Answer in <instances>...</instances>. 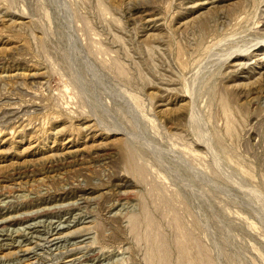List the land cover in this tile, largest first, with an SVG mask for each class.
Masks as SVG:
<instances>
[{"label": "rangeland", "instance_id": "obj_1", "mask_svg": "<svg viewBox=\"0 0 264 264\" xmlns=\"http://www.w3.org/2000/svg\"><path fill=\"white\" fill-rule=\"evenodd\" d=\"M184 144L202 246L264 264V0H0V264H212Z\"/></svg>", "mask_w": 264, "mask_h": 264}, {"label": "bare ground", "instance_id": "obj_2", "mask_svg": "<svg viewBox=\"0 0 264 264\" xmlns=\"http://www.w3.org/2000/svg\"><path fill=\"white\" fill-rule=\"evenodd\" d=\"M66 1V0H65ZM69 4V3H68ZM81 15V14H80ZM68 17V16H67ZM83 17V16H82ZM33 36V35H32ZM251 48V47H250ZM249 49V48H248ZM247 50V49H246ZM118 64V63H116ZM126 103L128 104L129 108L134 110L133 107L131 106L130 103H128L126 101ZM195 103V102H194ZM194 105V104H193ZM192 105V112L194 113V116H197L196 115V111H195V108L194 106ZM197 107V106H195ZM198 110V109H197ZM98 123V122H97ZM101 125V124H100ZM199 140V139H197ZM189 143V142H188ZM193 144V142H191ZM187 144V142L185 143ZM184 144V145H185ZM191 144V145H192ZM196 145V144H195ZM184 154L181 155V158L183 159L184 163H185V166L190 170V172L193 174L194 178L195 179H192V182L189 181V177H187V183L185 184L186 186V189H184L182 192H180L179 190H177V188L174 186L173 188H170L169 185L165 186V183H164V179H161L160 180H163L162 182V185L165 186L164 190H165V196L168 198V199H178L182 202L183 206L185 207V210L187 212V220H185V224H183L184 222H182V235H181V239H182V242L184 245H186V252H189L191 253L193 251V253H191L190 255L191 256H198L200 261L203 260L205 257H208V259L211 261L212 264H216L215 262L217 260H215L214 258H211L209 256V254L213 251L215 253V255H217L219 252H216L212 249H210L208 246L204 245L202 246L203 244H205V240L202 244V239L200 240V234H201V231H203L205 227L206 231L208 232H205V236L209 238V240L211 239H214L213 236H214V229H210V227H212L211 225H208V223H213L215 222V220H218V216L216 214V212H212L210 213V215L208 214H205L204 211L202 210V205H203V202L205 201H202V199L204 198V191L202 188H200V180L199 178L201 176H203V172H202V169H199L198 167H196V165H193V162L195 164H198L199 160H200V155L197 153V151L192 148L191 146H187L185 145V150L182 151ZM190 157H191V162L190 163ZM164 178V177H163ZM169 178V177H168ZM167 180V179H166ZM196 180V181H195ZM169 180H167L166 183H168ZM171 182V181H170ZM159 183V182H158ZM172 183V182H171ZM160 184V183H159ZM169 184V183H168ZM161 185V184H160ZM159 185V186H160ZM163 186V187H164ZM173 186V185H171ZM162 188V186H161ZM160 188V189H161ZM162 190V189H161ZM210 191V194L211 196L215 197V193H216V190H211L209 189ZM199 193H202L200 194V197H199ZM209 196V195H208ZM207 196V197H208ZM216 199V198H215ZM230 199V198H228ZM212 200V199H211ZM213 201V200H212ZM225 201V200H224ZM223 201V202H224ZM227 201V200H226ZM233 201V199H232ZM206 203V202H205ZM212 203V202H211ZM228 203V202H227ZM215 204V203H214ZM210 205V204H209ZM224 205V204H223ZM146 206V205H145ZM229 206V205H228ZM204 207V206H203ZM209 207V206H208ZM144 208V206H143ZM142 208V209H143ZM146 209V207H145ZM212 209V208H211ZM238 209H239V212L242 214V216L239 217L240 221L241 222H244L245 224H247V226L249 228H253V224L250 223L249 221L247 222V220L249 219H254L252 217L249 216V213L246 212L247 210L243 207V206H238ZM205 210V209H204ZM208 210V209H207ZM246 210V211H245ZM144 212H147V209L144 211ZM231 213V212H230ZM130 216V215H129ZM133 216V215H132ZM135 216V215H134ZM127 217V216H126ZM185 217V216H184ZM232 217V216H231ZM230 217V218H231ZM186 218H183V219H186ZM236 218V217H235ZM134 217H132L130 220H133ZM136 219V217H135ZM229 219V218H228ZM227 219V220H228ZM256 219V218H255ZM254 219V220H255ZM126 220V219H125ZM137 220V219H136ZM231 220H235V219H231ZM184 221V220H183ZM230 221V220H228ZM238 221L237 220V224H238ZM128 224L130 221H126ZM205 222H207L206 226H205ZM218 222V221H217ZM234 222V221H233ZM232 222V223H233ZM236 222V221H235ZM132 223V222H130ZM136 223V222H135ZM243 223V224H244ZM255 225L256 226V231H261L263 232L264 234V222H262L260 219L259 220H255ZM128 224H126L128 226ZM134 224V223H133ZM151 225V224H150ZM215 225V226H214ZM226 225V224H225ZM131 226V225H130ZM135 226V225H134ZM210 226V227H209ZM214 227H216V224H213ZM133 227V226H132ZM218 227V225H217ZM216 227V228H217ZM129 228V227H128ZM131 228V227H130ZM129 228V229H130ZM133 230V229H131ZM130 231V230H128ZM205 231V230H204ZM258 233V232H257ZM260 236H262L261 233H259ZM259 235H256V237L258 238ZM202 238V237H201ZM260 238V237H259ZM262 238V237H261ZM260 238V239H261ZM254 239V238H253ZM262 240V239H261ZM259 241V240H258ZM211 242V241H210ZM209 242V244H211ZM214 243V241H213ZM264 243V242H263ZM207 244V243H206ZM215 244V245H214ZM213 245L216 246V248L218 249V246H217V242H215ZM258 246V245H257ZM263 247V246H262ZM258 248V247H257ZM212 250V251H211ZM218 251H221V250H218ZM194 254V255H193ZM213 254V253H212ZM220 255V253L218 254ZM217 255V256H218ZM219 257V256H218ZM255 257V256H254ZM256 258V257H255ZM247 260V259H246ZM261 261V260H260ZM178 262V261H177ZM218 262V261H217ZM176 263V262H175ZM246 263V262H245ZM258 263V262H257ZM178 264V263H177ZM191 264H196V263H191ZM248 264V262H247ZM250 264V263H249Z\"/></svg>", "mask_w": 264, "mask_h": 264}]
</instances>
